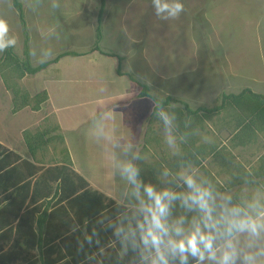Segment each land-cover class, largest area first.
Returning <instances> with one entry per match:
<instances>
[{
	"label": "rangeland",
	"instance_id": "374dc122",
	"mask_svg": "<svg viewBox=\"0 0 264 264\" xmlns=\"http://www.w3.org/2000/svg\"><path fill=\"white\" fill-rule=\"evenodd\" d=\"M17 1L32 66L63 50L83 52L65 54L19 80L6 71L8 89L0 77V145L36 166L61 162L66 151L70 167L73 163L86 181L109 185L112 177L102 174L104 167H116L110 160L133 163L140 138H149L157 146L167 144L158 111L151 113L154 102L139 96L140 84L146 85L151 96H171L191 109L215 104L220 91L249 86L264 93V0H181L184 11L174 20H159L151 0H106L98 45L115 55L92 48L98 0ZM0 19L16 37L17 45L11 50L21 58L24 34L10 0H0ZM116 55L121 57L118 67ZM15 88L29 98L44 91L46 100L36 111L28 105L11 112V89ZM163 111L175 117L176 127L179 117L193 121L178 102H169ZM228 116H232L228 110L210 118L205 115L197 125L222 126L231 133L234 121ZM142 129L148 130L144 136ZM36 130L45 131L49 141L30 156L22 132ZM111 131L128 132L131 148L111 150ZM198 135L200 140L209 133L202 130ZM221 136L226 139L228 133L222 131ZM263 140L257 134L254 140L237 146V157L247 169L264 159ZM95 165L97 177L93 174ZM141 174L143 178L158 176ZM240 188V204L256 197L264 200L263 186L241 183ZM21 257L11 264H38L35 249ZM96 264L104 263L98 260Z\"/></svg>",
	"mask_w": 264,
	"mask_h": 264
},
{
	"label": "trees",
	"instance_id": "16d2710c",
	"mask_svg": "<svg viewBox=\"0 0 264 264\" xmlns=\"http://www.w3.org/2000/svg\"><path fill=\"white\" fill-rule=\"evenodd\" d=\"M105 2L98 0L96 4L92 48L115 55L105 52L98 45ZM10 4L16 11L24 38L21 58L15 56L11 48L0 52V77L5 88H11L4 75L6 71L14 73L15 79L19 80L25 74L37 73L65 54L83 53L63 50L51 60L32 66L28 60V39L20 3L10 0ZM116 58L118 67L121 57L116 55ZM140 87L139 96H148L154 102L151 113L163 110L169 102L180 103L186 115L196 119L205 115L210 118L213 113L228 110L232 114L233 127L237 130L233 134L235 143L254 140L257 134L264 139V93L253 91L248 86L237 91H220L215 104L193 109L186 102L171 96L157 98L149 95L144 84H140ZM11 91V112L28 105L36 111L46 100L44 91L31 98L17 88ZM46 134L42 130L22 132L28 155L33 156L47 144L49 140ZM67 155L64 151L61 162L41 167L0 145V264L22 260L21 256L34 249L38 264H96L98 260L104 264H137L138 254L129 249L122 255L121 244L108 227L123 214L131 215L132 210L90 189L86 179L70 167ZM259 166L260 169L253 170V174L258 177H242L239 182L264 187V177H261L264 175V165ZM87 237H91V243ZM193 262L190 259L189 264Z\"/></svg>",
	"mask_w": 264,
	"mask_h": 264
},
{
	"label": "clouds",
	"instance_id": "9594fccd",
	"mask_svg": "<svg viewBox=\"0 0 264 264\" xmlns=\"http://www.w3.org/2000/svg\"><path fill=\"white\" fill-rule=\"evenodd\" d=\"M151 7L159 20L177 19L184 11L181 0H151ZM16 45L8 23L0 19V52ZM157 115L163 121L167 144L175 148V117L163 110ZM116 168L131 185L136 201L131 215L123 214L108 225L121 244L122 255L131 249L138 254L137 264H189L190 259L195 264H264L261 198L233 204L231 195L217 193L208 181H198L188 172L177 174L187 189L177 192L145 183L130 160L117 163ZM169 176L167 170L162 173L165 179ZM177 202L195 214L173 218ZM87 239L91 243V237Z\"/></svg>",
	"mask_w": 264,
	"mask_h": 264
},
{
	"label": "crops",
	"instance_id": "0c3cea01",
	"mask_svg": "<svg viewBox=\"0 0 264 264\" xmlns=\"http://www.w3.org/2000/svg\"><path fill=\"white\" fill-rule=\"evenodd\" d=\"M251 89L253 90V88ZM257 92L263 93L260 90ZM185 117L187 116L185 115ZM202 118L195 119L193 117L192 122L190 120L187 121L186 118H178L177 127L173 123L175 128H173L172 134L176 136V150H173L168 144L164 143L161 144L163 146H157L153 140L149 142L151 141L149 138L148 140L144 137L140 138L141 143L140 145L137 144L139 145L137 147L139 151L133 163L139 167L141 179L145 183H151L158 188L168 187L177 192L187 191L182 181L177 179V174L188 172L193 174L198 181H208L217 193L231 195L233 204H240L239 192L241 182H239V179L242 177H258L253 174V170L260 169L259 164L264 165V159L260 158L262 161L258 165L252 167L250 170L247 169L248 166L244 165L237 157L235 150L237 146L244 145L248 141L235 143L236 139L233 137V134L237 131L235 127L229 133L227 130H222V126L205 128L197 125L201 122ZM228 118H231V116H228ZM202 130H206L209 136L198 140V133ZM141 131L143 136L148 132L147 129H142ZM222 131H225L226 134L228 133L226 139L221 136ZM109 135L111 150L115 148L122 151L126 150L128 146V132L119 131L114 133V131H111ZM204 135L208 134L205 133ZM110 162H114L115 165L123 161L118 160L115 162L114 160H110ZM96 167L95 165L93 170L95 177L99 175ZM72 168L81 175L73 163ZM165 170L170 173V176L167 179L159 178ZM143 172L158 176L156 178H143L141 174ZM102 174L112 177L111 184L100 185L97 182L98 180L87 179L89 186H91L89 188L102 193L116 203L124 205L126 209L133 211L136 201L131 196V185L120 175L119 170L116 167L112 169L104 167ZM261 177H264V175ZM172 211L173 218L181 215L191 218L195 214L182 209L178 202ZM194 263L195 261L192 264Z\"/></svg>",
	"mask_w": 264,
	"mask_h": 264
}]
</instances>
